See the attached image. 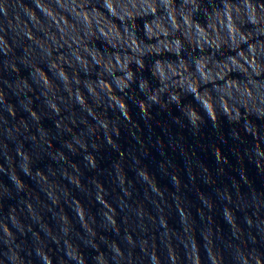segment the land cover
<instances>
[{
  "label": "clouds",
  "instance_id": "1",
  "mask_svg": "<svg viewBox=\"0 0 264 264\" xmlns=\"http://www.w3.org/2000/svg\"><path fill=\"white\" fill-rule=\"evenodd\" d=\"M0 264H264V0H0Z\"/></svg>",
  "mask_w": 264,
  "mask_h": 264
}]
</instances>
